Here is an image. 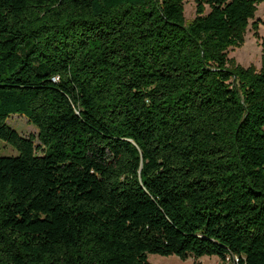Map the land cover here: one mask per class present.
Wrapping results in <instances>:
<instances>
[{
  "label": "trees",
  "instance_id": "trees-1",
  "mask_svg": "<svg viewBox=\"0 0 264 264\" xmlns=\"http://www.w3.org/2000/svg\"><path fill=\"white\" fill-rule=\"evenodd\" d=\"M194 1L0 0V264H264L262 0Z\"/></svg>",
  "mask_w": 264,
  "mask_h": 264
},
{
  "label": "rangeland",
  "instance_id": "rangeland-1",
  "mask_svg": "<svg viewBox=\"0 0 264 264\" xmlns=\"http://www.w3.org/2000/svg\"><path fill=\"white\" fill-rule=\"evenodd\" d=\"M184 16L186 21H190L195 16V1L184 0ZM256 22V23H255ZM241 42L228 49L227 58L233 66L243 68L254 67L260 69L263 55L264 38V0L256 5L254 15L248 20L242 36ZM228 62V64H229ZM7 125L15 130L20 136L28 138L36 136L37 129L27 118L22 115H11L6 121ZM37 140L35 145H37ZM17 155V151L7 142L0 140V156ZM148 261L151 264H219V258L216 255H203L200 257L190 256L187 259H180L175 255L162 256L158 254H149ZM229 264V263H227Z\"/></svg>",
  "mask_w": 264,
  "mask_h": 264
}]
</instances>
